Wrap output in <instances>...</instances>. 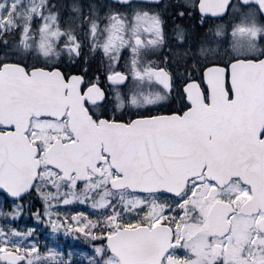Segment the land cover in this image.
<instances>
[{
	"label": "snow or ice",
	"instance_id": "snow-or-ice-1",
	"mask_svg": "<svg viewBox=\"0 0 264 264\" xmlns=\"http://www.w3.org/2000/svg\"><path fill=\"white\" fill-rule=\"evenodd\" d=\"M0 264H264V0H0Z\"/></svg>",
	"mask_w": 264,
	"mask_h": 264
}]
</instances>
